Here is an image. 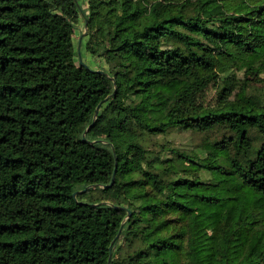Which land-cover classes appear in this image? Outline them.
Here are the masks:
<instances>
[{"label":"trees","instance_id":"16d2710c","mask_svg":"<svg viewBox=\"0 0 264 264\" xmlns=\"http://www.w3.org/2000/svg\"><path fill=\"white\" fill-rule=\"evenodd\" d=\"M83 1L0 0V264H264V0Z\"/></svg>","mask_w":264,"mask_h":264},{"label":"rangeland","instance_id":"374dc122","mask_svg":"<svg viewBox=\"0 0 264 264\" xmlns=\"http://www.w3.org/2000/svg\"><path fill=\"white\" fill-rule=\"evenodd\" d=\"M86 6V1L84 0L82 3ZM87 30V28H86ZM84 31V22L83 19L80 18L78 22V29L77 33L74 37V44L76 45V51L79 60L87 66L97 67L99 64H102L100 61H94L91 55L86 51L84 43H79L78 38L79 35ZM87 33L83 34L82 40ZM233 72L236 74L238 79H243L247 77L254 86H260L261 79L264 77V73L257 70L254 67L252 61H241L235 64L233 68ZM250 78V79H249ZM258 80V81H256ZM262 94L264 96V89H262ZM204 103L213 105L216 102V92L215 86L210 85L204 92L202 97ZM221 133L219 131L213 134L203 135L199 132L194 131H181V130H171L165 136V139L169 140V144H173L179 146L181 149H192L196 148L197 146H205L209 151L217 154L218 152L224 153V150L217 149L215 147V141L212 140L215 137L220 136ZM216 139V138H215ZM154 147H158L157 145ZM221 188L224 187V184L220 185ZM222 195L226 193L225 189L221 190ZM190 203L195 205L196 204V212L197 217L201 220L202 224L206 228V230L212 235V244L215 243V236L214 233L217 232V227L221 219H224V222H227L231 219L234 213V205L230 200H226L223 203L216 204L213 206H205L204 204H199L197 201L191 199Z\"/></svg>","mask_w":264,"mask_h":264},{"label":"water","instance_id":"95a60500","mask_svg":"<svg viewBox=\"0 0 264 264\" xmlns=\"http://www.w3.org/2000/svg\"><path fill=\"white\" fill-rule=\"evenodd\" d=\"M86 28H87V24H86V21H85V22H84V31L79 35V38H78L79 43H80V40L82 39L83 34L87 33ZM79 62H80L81 64H83L84 66H87V65H85L84 63H82L80 60H79ZM98 71H103V70L100 69V70H98ZM98 106H99V105H98ZM98 106L96 107V109H95V111H94V117H96V114H97V112H98ZM87 129H88V128H87ZM83 139H85L84 135H83ZM113 177H114V173L112 174L111 182H112V180H113ZM87 187H88V186H86L85 188H83L81 191L85 190ZM74 194H75V193H74ZM128 214H130V210L128 211ZM112 243H113V240H112L111 244L109 245L110 254H109V257H108V262H109V260H110Z\"/></svg>","mask_w":264,"mask_h":264}]
</instances>
